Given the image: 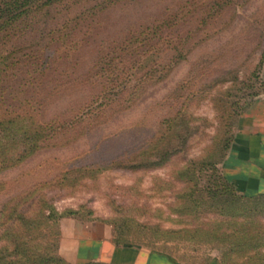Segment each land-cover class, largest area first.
I'll list each match as a JSON object with an SVG mask.
<instances>
[{"label":"rangeland","instance_id":"obj_1","mask_svg":"<svg viewBox=\"0 0 264 264\" xmlns=\"http://www.w3.org/2000/svg\"><path fill=\"white\" fill-rule=\"evenodd\" d=\"M199 1L191 0L193 11L161 50L130 58L126 71L133 78L123 102L130 105L138 93L132 107L77 142H66L75 135L68 132L58 145L13 166L7 161L14 145H24L26 130L78 93L37 113L43 85H54L60 74L42 79V64H34L26 49L14 52L10 43L0 48L12 61L0 65V264H63L61 221L69 217L103 222L120 243L193 264L213 257L223 264H264V197L263 211L254 212L246 199L213 194L225 178L240 194L254 195L231 178L227 165L241 154L264 98V0ZM177 2L183 1L139 0L111 13L107 32L147 24ZM100 42L84 45L75 38L49 64L60 62L62 75L96 71L107 51ZM148 148L143 161L167 160L141 168L108 162Z\"/></svg>","mask_w":264,"mask_h":264},{"label":"trees","instance_id":"obj_2","mask_svg":"<svg viewBox=\"0 0 264 264\" xmlns=\"http://www.w3.org/2000/svg\"><path fill=\"white\" fill-rule=\"evenodd\" d=\"M138 1L0 0V48L10 43L14 47V52L26 49L34 64H42L40 65L43 68L40 73L42 79L53 74H60L54 85L49 87L43 85V88H47V90L44 91V101L42 100L38 106L37 113L44 110L46 112L49 107L65 97L78 93L77 99L65 105L63 110L57 108L54 115L47 117V120L36 122L26 130L22 140L24 145L23 143V146L19 143L14 145L17 151L14 157L8 159V164L16 165L41 149L58 145L67 137L69 138L64 135L68 132H73L75 135L66 142H77L82 135L108 121L117 112L134 105L138 93L130 98L132 100L130 105H125V101L123 102V99L125 100L124 92L130 88L127 86V82L133 78V73L126 71L132 63L130 58L141 52L153 54L155 51L161 50L164 44L169 43L168 40L176 27L193 11V9H189L191 0H182L183 2H177L175 6L167 5L162 17L136 28L128 27L121 33L110 35L107 32V23L111 18V13L116 10H126ZM193 5L198 6L197 4ZM199 5L201 4L199 3ZM184 17L185 19H183ZM99 37L101 42L107 43V51H105L104 60L102 59V68L93 72L86 71L80 76L75 74V70L62 75L64 73L61 70L60 62L57 66L49 64L61 47L75 38L80 39L85 45L97 42ZM95 50H97V44ZM9 58L8 55L0 53V65L6 68L10 67L12 61ZM169 59L172 62V58L168 57ZM136 60L133 63L135 66L139 64V60ZM171 64L173 63H164L163 67H169ZM137 90L138 86H134L131 88V94ZM42 92L41 86L37 93L38 96ZM77 127H82V129L76 130ZM76 134L78 135L76 136ZM149 149L143 151L136 149L126 157L116 156L108 162L110 165L141 168V166H159L167 160V157L162 155L158 157L159 159L152 158L143 161L145 156L149 157L151 153H148ZM165 152L164 154L169 156L172 154L170 150ZM213 194L216 196L228 195L230 200L232 198L238 201L246 199L253 203L251 206L253 208L249 211H263L259 204L264 193L253 196L240 194L225 178L217 186V189H214ZM114 239L119 244L131 245V243L118 242L116 237ZM62 262L69 264L66 260H62Z\"/></svg>","mask_w":264,"mask_h":264},{"label":"crops","instance_id":"obj_3","mask_svg":"<svg viewBox=\"0 0 264 264\" xmlns=\"http://www.w3.org/2000/svg\"><path fill=\"white\" fill-rule=\"evenodd\" d=\"M255 127L228 163L231 178L249 194L264 193V98L258 104ZM60 251L69 264H193L167 252L138 244H119L111 226L72 217L61 221ZM202 264H223L213 257Z\"/></svg>","mask_w":264,"mask_h":264}]
</instances>
